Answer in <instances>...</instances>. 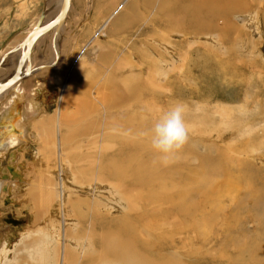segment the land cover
<instances>
[{
  "label": "rangeland",
  "instance_id": "1",
  "mask_svg": "<svg viewBox=\"0 0 264 264\" xmlns=\"http://www.w3.org/2000/svg\"><path fill=\"white\" fill-rule=\"evenodd\" d=\"M57 1L59 2V0ZM112 1L72 0L73 7L69 9L63 20V41H57L59 42L58 46L61 44L58 47L61 49L59 59L52 57L54 52L50 48L52 34V29H50L42 43L40 42L35 46L34 52H32V68L40 69L31 75H27L16 86L9 88L5 94H2L4 97L0 98V124L8 110L7 107L13 101L21 103L20 105L18 104L20 117L23 113L22 107L26 111L24 112V117H22V123L25 125L23 130L25 131L20 133L13 123V128L15 129L13 133L16 135L21 134L26 144L22 146L17 143L5 153L6 155L0 156V166H5L10 153L15 152V164L23 172V180L19 183L13 177L12 180L8 181L0 179V186H4L3 188L7 185L16 187V202H18L5 204L2 198L6 196V192H4L3 188H0V228L2 230L0 231V236L1 234L3 235L0 237V264H28V262L24 263L25 259L33 261L39 252L44 254L45 251L48 262L55 257L54 250H58L57 239L59 238L60 225L62 224L60 220L62 213L59 210L61 205L56 200H53L50 205L52 216H57L58 219H56V224L54 222L48 226L47 220L52 219V216L48 215V213H43L44 215L39 222H34L32 216L36 210L32 206L29 195V189L36 187L42 181L43 186H46L45 181H51L44 178L46 176H54V184L51 186V191L53 192L60 187L57 186L60 182L59 177H61V182L65 184L64 196L68 199L67 203L69 204V211L66 209L69 216V233L72 232L73 235L79 233V236L77 235L76 239L71 243L73 248L80 246L74 243L81 241L80 244H82L84 240L88 239L96 245L95 239L84 232L89 227L78 219L79 213H86L91 208V200L94 195L99 199L103 198L104 203L99 205L104 216V222L101 225L104 229L110 228L117 217L122 218L124 223H129L130 217L135 216L136 218L138 210L130 211L125 197H122V199L118 198L114 190L110 188L109 183L101 181L104 185H101L100 189L97 190L91 187L88 188L86 184L91 182H87L86 176L79 172L81 167L89 164V159L93 161V158L84 157L86 147L89 148L90 145L95 144H115L122 138H129L127 137L128 135L122 133L120 130L121 125L117 123L119 118H125L128 112L133 113L135 118V152L138 154H135V165L139 164L138 161H140V163L147 166L155 165L156 168H158V165H161V167L173 166L174 168L169 176L174 174L176 186H179V184L180 186L183 185L181 187L182 192L188 198L189 203L193 202L197 206L193 207V211L205 208L204 210L207 213L214 214L213 210L215 211L217 206L215 205L216 203L213 204L210 201L214 196L215 198L220 197V202L222 201L220 206H225L224 210H222L223 212L215 211V214L216 212L219 214L218 221L214 219L216 216L208 217L214 220V223L212 221L213 225L199 228V238L196 237L195 233L191 234L192 231L189 230L193 239H189L186 242L182 241V243L196 249L199 246L198 241L202 242L205 240L207 245L205 246L204 243L203 245L206 248L218 250V243H221L219 239L225 240L228 238V241H231L232 239L229 237L235 240L237 238V236H234L236 234L233 231H230L229 236L224 238L228 233V226L226 225L240 227L243 232L242 230L237 231L240 234L237 241L233 244L244 241L243 243L246 244L244 246L245 249L249 250L247 258L261 255L263 260L259 263L264 264V251L259 249L260 245H264V229L262 231L255 229L256 221L251 222L245 219L247 222H244V218L254 212L252 201L246 199V209L243 208L241 212L238 211L237 218L229 219L228 222H226L225 218H222L226 216V213L229 214L234 210L233 204L229 203L232 201V191H224L228 186H223L222 183L228 182L235 187L244 186L247 188L250 186H264V184L259 185L258 183L263 178V175L260 174L264 173V0H200L201 7L207 10L203 13L204 18L202 17L200 24L201 29L197 34L195 30L179 26L180 23L178 21H176L177 23L169 22L170 24H168L165 18L170 13L167 9L169 0H152V3L150 2L151 0H135L134 8L129 9V12L127 11L131 17H129L130 15L128 16L129 18L124 16L127 12L123 15L129 22H132L130 19L135 16V25L129 28L131 32H128L129 30L119 31L115 29L113 33L101 34L96 40L91 38L90 45L84 47L87 39L91 37V34H88L89 36L82 38L87 28L85 26L93 25V23L90 25L89 22L94 20V17H97L98 20V15L108 16L111 14L121 6L123 0H115L113 3ZM176 1L178 3L179 0ZM111 3L114 5L112 6ZM144 3L151 4L145 5ZM177 3L176 5H178ZM209 8H214L211 10L214 12V16L206 12ZM52 10H56V8L52 7L48 0H0V55L3 52L8 53L13 50L30 33L29 31L34 22L42 14H44L42 21L47 18L49 20L51 16H54L53 14L55 13ZM177 14L180 15L181 13ZM137 17L138 20H136ZM81 40H85V42L83 43ZM117 45H119V50L116 48ZM127 47H130V50H126ZM89 48L95 49L94 55L97 57L88 62L84 57L83 50ZM108 53L112 55V58L108 62L99 63V59L101 60V57ZM119 59L121 61L129 60V63L120 62L122 69L116 70L115 61H119ZM48 62H51L50 66H46ZM130 64H133L134 67L129 66ZM11 65L6 68L3 67L4 65L2 66L0 77L13 68ZM154 66L158 67V72L155 70V75H152L151 70L154 69ZM98 71L101 72V75L98 74ZM59 73L63 76L62 78H59V76L55 77ZM70 73L74 76V78L72 77L73 81L70 80L74 84L78 82L87 83L88 74L91 73L89 76L91 79L96 80L97 76H101L102 81L100 82H103L104 78L109 76L116 84H122L125 87L123 82H128V84L135 87V93L130 95L123 106L117 105L109 110H101L100 114H96V117H93L95 120L92 122L99 123L97 134H93L95 144L87 145L89 143L87 135L73 133L74 119H70V123L65 126L62 119L55 117L60 84L63 82L64 76H69ZM157 73L161 75V78H157ZM122 75L124 78H121ZM134 75L135 77H132L131 80H127L130 78L128 76ZM151 76H153V80H156L155 86L150 85L149 78ZM147 85L151 88H148ZM157 86L163 88H158ZM122 90L126 94L129 93L126 89ZM20 92L26 96L19 98L21 100H15V97H18L17 95ZM177 103L186 106L184 119L190 128V138L183 150L167 165H164L159 162L156 155L152 156L155 153L151 149L149 136L140 137L139 133H149L153 126L152 124L160 115ZM131 105L133 107H130ZM151 106L153 107L152 110ZM67 112L74 115L75 105L71 104L67 108ZM90 119V117L84 118L85 121ZM37 120L42 122L39 126L41 131H39V135L36 134L37 128L34 126L36 124L34 122ZM81 125L84 126L83 119ZM77 132H80V127ZM7 137L4 136V138ZM51 151L55 153L53 157L49 156ZM196 154H198V157ZM199 156H207L205 158L207 160H203ZM93 164L94 167L98 168L102 163L94 161L91 165ZM200 168L204 171H201ZM44 169L45 173L42 171ZM159 170L164 171L163 168ZM187 171H189V176ZM202 172H209L211 175L206 173L209 175L207 176ZM239 172L244 175L249 174L247 175L250 178L248 184H245V179L243 178L245 176L242 174L240 176ZM169 176L166 178H169ZM161 180L159 179L160 183ZM159 182L154 187H149L152 183L145 187L135 186V188L128 185V191L130 193L135 191V195L138 196L140 192H144L142 193L144 195H150L149 192L154 193L155 190L162 191L166 195L172 194L168 207L172 209L174 207L177 210L180 206V201L176 199L173 193L179 190L177 188L173 189V191L171 189L168 190V188H171L169 184L167 186L162 184L161 188L157 189L160 185ZM199 187L202 188L199 189ZM130 188L132 190H129ZM189 188L194 192L189 190ZM232 189L233 192H236L234 187ZM186 190H189V192H185ZM213 191H215L214 196L212 194L214 193ZM195 193H197V196ZM199 194H204L205 196L202 197ZM56 196L57 194L53 199H57L58 196ZM106 199L109 200L105 202ZM136 203L140 205L139 209L143 216H141L140 222H135V250L141 248V250L143 249V254L145 252L149 253L147 250H150L152 254L153 251H156V253L158 252L157 257L159 258L162 255L160 257L163 259L164 254L160 248L162 243L164 250L170 248L169 251H171L181 248V250H178V254L183 257L181 263L194 264L197 259L196 254L193 252V257L190 258L185 256L183 252H185L186 248L178 241L180 240L179 236H187L189 232H183L181 235L174 234L177 226L187 227L185 223H192L190 222L191 219L188 217L183 219L181 217L180 224L160 226L159 230L156 229V232L150 233L147 231L148 225L142 226L144 223H149L147 215L154 218L155 221H160V219L164 218L161 214L168 207L165 206L163 208L161 204L155 211H152L150 206L147 207L142 202L139 203V201H136ZM212 206H215V208ZM3 208L5 210H2ZM146 208H148L149 213ZM182 208L185 209L187 206L184 204ZM221 213H224V215ZM6 214L11 215V217ZM197 216L204 220L201 214ZM9 218L17 223L6 222L5 219ZM218 224L220 229L217 228ZM25 227L34 231L37 230V233L41 232L42 236L34 240L35 244L33 242L30 243V241L37 236V233L26 231ZM51 227L55 230L54 239L49 233L50 230L48 228ZM83 228L85 229L83 230ZM250 231L251 233H249ZM155 233L161 236L158 237L154 235ZM138 235L147 241V248L140 246ZM239 238L243 241L239 242ZM161 239H167L168 241L172 239L175 242L174 248L164 246V244L168 245V241H166L167 243L162 242ZM212 242L216 243V245H212ZM152 245L156 247L153 248ZM37 249L40 251L38 252ZM231 253V256L225 255L223 256L224 258L219 259L218 264H230L231 258H238L240 255L236 252ZM241 257L244 258V254L240 255ZM203 260L206 259L203 258ZM80 262L78 261L76 264Z\"/></svg>",
  "mask_w": 264,
  "mask_h": 264
},
{
  "label": "bare ground",
  "instance_id": "2",
  "mask_svg": "<svg viewBox=\"0 0 264 264\" xmlns=\"http://www.w3.org/2000/svg\"><path fill=\"white\" fill-rule=\"evenodd\" d=\"M65 1L66 0H59V2L58 1L56 2V0H48V3L50 5H52V7H55L57 10V11L52 10L55 13V14H53L54 16H51L50 17L51 19L49 18V20H47L48 19L47 18L46 19L47 21L46 20L42 21V18L44 16V14H42L39 17L40 22H39V25L37 26V28L34 29L38 20H36L34 22L31 30L29 31L30 34L29 35L27 34L26 37H24V39H22L19 42V44L16 47H14L13 50L9 51L8 53L3 52L1 54L2 56L0 55V69L2 68L3 65H4L3 67H5V68L10 67L11 63H12L11 66L13 67L9 70L8 73H6L5 75L3 74L0 77V98L1 99L3 96L2 94H5L9 88L16 86V84L19 83L25 77H27V75H31L32 73H35L37 70L40 69V68H37V69L32 68V63H33L32 62V52H34L33 49L35 46H37L40 42L42 43L44 37H46L48 35V32L50 29H52L50 48L54 52L52 57H56V59L57 58L59 59L61 49L58 47L61 44L58 46L59 42H57V41H59V40L63 41V32H62L63 20H64L66 14H68L69 9L71 7H73L72 0H69L65 14L61 18H58L57 16L60 14V11L63 9V5L65 4ZM114 1L115 0H113L112 3ZM199 1L200 0H179L177 3L176 0H169L168 5H167V9L169 10L170 13L168 12L169 14L167 15V17L165 16L166 17L165 19L168 21V24H170L169 22L177 23L176 21H178L180 23L179 26H182V27L187 28V29L190 28L192 30H195V32L197 34V32L201 29L200 24L202 22V17L204 16L203 13L205 12V10H207V9H204L203 7H201ZM201 1H204V0H201ZM219 1H221V0H219ZM150 2L152 3V0ZM151 3H144V4L150 5ZM176 3L178 5H176ZM135 4H136L135 0H123L121 3V6L118 9H116L115 11H113L111 14H109L108 16L102 15V14L98 15V20H97V17H94V20H91L89 22L90 25H91V23H93V25H91V26H94V27H92V28H94L93 31H92L91 26H85L87 28H86L82 38L83 39L86 38L87 36H89L88 34H91V37H90V39H87L86 42H85V40H81V41H83V43L84 42L86 43L84 45V47H87L90 45L91 38L93 40H96L97 37L98 36L100 37L101 34L107 35L108 32L113 33V30H115V29L119 30V31H126V30H129V28L133 27L135 25V22H134L135 16H133V19H130V20H132V22H129L126 18L131 17L130 14H129L130 16L128 15V12H129L128 10L133 9ZM113 5L114 4H112V6ZM159 7H161V6H159ZM158 9H160V8H158ZM212 9H214V8H212ZM212 9L209 8L208 11H206V12L211 13L214 16V12L211 11ZM233 9H235V8L233 7ZM46 10H47V7H46ZM230 10H232V9H230ZM162 11H164V10H162ZM45 12H47V11H45ZM126 12H127V14L124 15ZM177 13H181V14L179 15ZM215 13H216V11H215ZM123 15L126 16V18ZM160 15H162V14H160ZM136 20H138V17L136 18ZM164 23H165V21H164ZM40 27H42V28H40ZM85 27H84V29H85ZM189 31H191V30H189ZM128 32H131V31L129 30ZM161 40H162V38H161ZM97 46H98V44H97ZM116 48L119 50V45H117ZM89 49L83 50L84 57L87 59L88 62L94 60L97 57V56L95 57V55H94L95 49H93V48H91L90 50ZM126 50H130V47H127ZM131 51H133V50H131ZM133 53H135V52L133 51ZM157 55L159 56V54H157ZM155 57H156V55H155ZM162 57H163V55H162ZM101 58H102L101 60L99 59V63L108 62L112 58V55H110L108 53V54L103 55V57H101ZM124 59L127 60L126 58H124ZM125 60H123V61H121L120 59H119V61L116 60L115 61V64H116L115 69L116 70L122 69L120 66V62L129 63V60L128 61H125ZM50 63L51 62L46 63V66H50L49 65ZM148 64H149V62H148ZM51 66H52V64H51ZM129 66L134 67L133 64H130ZM54 67H55V65H54ZM153 68L154 69L151 70L152 75H155L154 71L156 70L158 72V67L154 66ZM90 74L91 73L88 74V80H87L88 82L87 83L78 82L76 84H74V82H71V81H73V78H74L73 74L70 73L69 76L68 75L66 77L64 76L63 82L60 84L59 98H58L56 112H55V117L62 119V122L65 126L70 123V119L71 120L74 119V132L73 131L72 132L74 134L87 135V137L89 139V143H87V145H90L91 143L95 144L93 141L95 139L93 134L94 133L97 134V131L99 129L98 128L99 123H97V122L93 123L92 122L95 120V119H93V117H96L95 116L96 114H100L101 110H104V109L109 110L110 108L112 109V108H114V106H117V105L123 106L124 102L127 101V99L130 97V95H133L135 93V87L128 84V82L122 81L123 84H125V87H124V85H122V84L121 85H119L118 83L116 84V82L112 81L113 79L109 76L107 78H104L103 82H100V81H102L101 76H97V78L95 80V79H91L89 77ZM98 74L101 75V72L98 71ZM57 76H59V78L63 77V76H61V73H59V75H56L55 77H57ZM2 77H4V78H2ZM128 77H130L127 79L129 81L132 79V77H135V75L134 76H128ZM121 78H124V76L122 75ZM152 78H153V76H151L149 78L150 79L149 81L151 82L150 85L155 86L156 84H154V83L156 80H153ZM157 78L158 79L161 78V75L159 73H157ZM146 81H148V80H146ZM159 87L163 88L161 86H159ZM148 88H151V87L148 86ZM122 89H126L129 92L128 93L129 95L126 94ZM155 92H156V90H155ZM131 101H130V103H131ZM18 104L20 105L21 103L13 101L10 104V106L7 107L8 110L4 114L3 119L1 120V124H0V138H3L4 136L7 137L9 135H10V137L14 136V135H11V134H15V133H13L15 131V129L13 128V123H14V126L16 127V129L18 131H20V133H21V131L22 132L25 131V130H23L24 129L23 126L25 127V125L20 121L21 117L18 114L19 111H18V113H17V111L14 112L15 110H17L19 108ZM71 104L73 106L75 105L74 115H73V113L69 114L67 112V108ZM76 107H77V109H76ZM130 107H133V106L131 105ZM152 108L153 107L151 106V110H152ZM161 108H162V106H161ZM155 111H157V110H155ZM24 112H26V111H24ZM76 116L78 117V119ZM133 116H134L133 113L128 112V114L126 115L125 118H119V121L117 122L118 125H121L120 130L122 131V133L125 135H128L127 137H129V138H126V137L122 138L118 143H115V144H111V143H106V144H101V145L95 144L92 146L90 145L89 148H87L85 146L86 148L84 150V153H85L84 157H86L88 159L93 158V161H91L92 159H89L91 163L94 161H96V162L98 161V163H100V164L102 163V164L97 168V167H94V164L91 165V163L89 162V164H86L84 167H81L79 169V172L82 175L86 176V178L88 179L87 182H91V183L86 184V186L88 188L91 187V188H94V190H97V189H100L101 185H104L101 181L109 183L110 188H112L114 190V192L116 193V196L118 198L122 199V197H125V199L127 200V206H128L130 211L138 210L136 212V218H135V216L130 217L129 223H124V222H122V218L117 217L113 221L114 224L110 228L104 229L101 226L104 222V216L100 210V205H99L101 203H104L102 200L103 198L100 196L101 198L99 199L96 195H94V198L91 200V202H92L91 208H89L86 211V213H79L78 219H79V221H81L82 223H85V225L89 227L84 232H86L88 235H91L95 239L96 245H94L92 243V241L88 239L86 241L84 240V242H82V244H80L81 241H79V243H74V244H77L80 246L73 248L71 243L74 239H76L77 235L79 236V233H77L75 235H73L72 232L69 233V228H68V217L69 216H68V212H67V210L69 209V204L67 203L68 199L64 196V185L65 184L63 182H61V177H59L60 182L57 186H60V187H58L53 192V191H51V186L54 184V178H53L54 176L53 175H50L48 177L46 176L44 178L51 180V181H45L46 186H43V184H42L43 181H42L36 187L29 189L30 200L32 202V206H33L34 210H36L34 215L32 216V220L34 222H39V220L44 215L43 213H48V215L50 214L52 216L51 211H50L51 203L53 202V200H56L57 202L60 203L61 208L59 207V210L62 213L61 219H60L62 224L60 225L61 231L59 233V238L57 239L58 250H54V256L55 257L53 258V260L51 259V261L48 262L47 257L45 255L46 251L44 252V254H42L43 252H39L40 250L38 251V249H37V251L39 253L35 257V259L33 261L25 259L24 263L28 262V264H76L78 261H81L79 264H185L184 262L181 263L182 262L181 259L183 257H181L178 254V250H181V248H177V249H174L171 251H169L170 248H168V250H164L161 241H160V243H161L160 248L164 254L163 259H161V257H160L162 255H160L159 258L157 257L158 252L156 253V251L155 252L153 251V254H152L150 252V250H147L149 253L145 252L143 254L142 253L143 249L141 250V248H140L138 250H135V222L136 223L140 222L141 216H143L141 210L139 209L140 205H137L136 201H139V203L142 202V204H144L147 207L150 206L152 211H155L158 208V206L161 204H162L163 208L165 206L168 207L170 205L169 201H171L170 197H172V194L166 195V194H163L162 191L155 190L154 193L149 192L150 195H144V194H142L144 192H140V190H139L140 194L138 196V195H135V191H131V193H130L128 191V187L129 186H131L133 188H135V186H139V187L144 186L145 187L146 185H148L150 183H152V185L149 187H154V185L159 182V179L160 180L162 179L161 183L159 182L160 185L158 184L159 188H157V189H160L162 184H164L165 186H167L169 184L171 188H168V190L171 189L173 191V189H176V188H177V190H179V191L175 190L176 192L173 193V194H175L176 199H178L180 201L179 208L177 206V208L179 210L178 209L176 210L174 207H173V209L170 207L164 209V212L161 214V216H163L164 218H162V220L160 219V221H155L154 218H151L150 216L147 215V218L149 219V223H144V224H142V226L148 225L147 231L150 233L156 232V229L159 230L160 226H167L169 224L171 225V224H176V223L180 224L181 223V221H180L181 217L183 219H184V217H188L189 219H191L190 222H192V223H185L187 227H184L183 224H181L183 227H181L180 225L177 226V230H174V234H180L181 235V233L189 232V230H191L192 231L191 234L195 233L197 235L196 237L199 238L200 237L199 228H203V227H206L209 225H213L212 221L214 223V220H211L210 218L213 216H216V218L214 217V219L217 220L219 214L217 212L215 214V211L220 212V211L224 210L225 206H220V203L222 201L220 202L221 199L219 196H218L219 198H215V196H214L215 191H213L214 193H212V192H210V193H212L214 197L211 198L210 201L213 202V204L216 203L215 205L217 206L216 207L217 209L215 208V206H212L213 208H215V211L213 210L215 215L207 213L206 210H204L205 208L204 209H197V210L194 209L195 211H193V207H197V206L193 202L189 203L188 198L182 192L183 190L181 187L183 185L180 186V184H179V186H176L174 174L169 176V174L172 173L171 170L174 168L173 166L172 167H170V166L161 167V165H158V168H156L155 165L147 166V165L140 163V161H138L139 164L135 165L136 164L135 163V154H137V153L135 152V118ZM87 117H90L91 119L89 121H85L84 118H87ZM120 117H123V116H120ZM82 119L84 121V126L81 125ZM4 121L6 122V124H4ZM37 121L34 122V123H36L34 126H35V128H37L36 134L39 135L38 134L40 131L39 126L42 124V122H40V121L37 122ZM7 123H8V125H7ZM150 124H151V121H150ZM79 127H80V132H77ZM26 129H27V127H26ZM27 131H28V129H27ZM103 136H105V135H103ZM15 137H17V138L19 137V138L13 139L14 137L13 138L11 137V139H10L11 141L6 139L7 142H5L4 140L1 139L2 141H0V144L1 145L4 144V146L0 145V156H2L7 151H9L17 143H19L22 146L24 144H26V143H24L25 141H24L23 136H21V134L20 135L15 134ZM112 138H113V136H112ZM108 149H111V150H108ZM54 155H55L54 152H52V151L49 152L50 157H53ZM154 155L155 154H153L152 156H154ZM196 156L198 157V154H196ZM15 157H16L15 152H11L9 157H8L9 162H11V163L7 164L5 169H3L4 166H2L0 168V179H5V181L6 180L8 181V180H12V177H13V178H15V180L18 183L23 180V172L15 164V160H14ZM199 157L203 158V160L205 158H207V156H205V157L199 156ZM58 158H59V156H58ZM205 160H207V159H205ZM8 166L12 167L14 175L8 171V169H7ZM161 168L164 169L163 172L159 170ZM176 168H177V166H176ZM201 168H203V167L201 166ZM201 168H200V170H201ZM249 168L251 169V167H249ZM210 170H212V169H210ZM258 170H259V168H258ZM42 171H44V173H45V169ZM201 171H204V170H201ZM214 171H216V170H214ZM251 171L253 172V170H251ZM188 172L189 171H187V174H188ZM216 172H218V171H216ZM260 172H261V170H260ZM204 173L210 174L209 172H204ZM241 174L239 172L240 176H242V175L245 176V177H243L245 179V184H248L250 178L247 175H249V174H246V175H244V174L241 175ZM3 175H5V176L3 177ZM189 175L190 174H188V176ZM260 175H263V178L261 180H259L258 183H259V185H262V184H264V173L260 174ZM43 176H45V175H43ZM167 176H169V178H166ZM207 176H209V175H207ZM56 179H57V177H56ZM55 182H56V180H55ZM188 182L190 183V181H188ZM0 183H1V181H0ZM222 185L226 186V187L228 186L227 188L224 189V191H229V192L232 191L231 192L232 193V201L229 203L233 204V209H234L229 214L226 213L225 214L226 216L225 217L223 216L222 218H225L226 222H228L229 219L237 218V216H238L237 212L238 211L241 212V210H243V208L246 209L245 208V206L247 205L246 199H250L252 201L251 203H252V208H253L254 212H252L253 214H251L250 216L248 215L247 217H245L244 222L246 223L247 222L246 220L251 221V222L256 221V224H255L256 228L255 229H257L258 231H262V229H264V202H263L264 201V186L263 187L250 186L248 188L244 187V186L235 187V186H232V184L228 183V182L222 183ZM222 185H220V186H222ZM209 186H211V185H209ZM3 187L4 186H0L1 189ZM233 187H234V190L236 192H233V189H232ZM200 188H202V187H199V189ZM210 189H212V188H210ZM3 190H4V192H6L5 195H7L9 198V201H8L9 203H7V204L18 203V202H16V198H17L16 192L17 191H16V187H14V185H7V186H5V188H3ZM129 190H132V189L130 188ZM189 190L194 192L191 188H189ZM189 190H186L185 192H189ZM220 190H222V189H220ZM56 194H57L58 198L53 199V197L55 198ZM195 194L197 196V193H195ZM207 195H208V192H207ZM199 196L204 197L205 195L199 194ZM4 198H5V196L2 199L4 200ZM108 200L106 199L105 202H107ZM210 201H208V202L210 203ZM114 203H115V201H114ZM207 203H205V204H207ZM184 204L187 206L188 209L182 208ZM210 207H211V205H210ZM2 210H5V209L3 208ZM146 210L149 213L148 208H146ZM161 210H163V209H161ZM197 213L201 214V216H203L204 220L201 219L200 217H198ZM6 215L8 217H11V215H9V214H6ZM222 215H224V213ZM208 217H210V218H208ZM56 219H57V216H52L51 220L48 219L47 220L48 226L52 225L54 222L56 224ZM186 222H188V221L186 220ZM226 226H228V233L224 238H227L229 236L230 231L235 232L236 235H234V236H237V238L239 237L240 233L237 231L242 230L240 227H234V226L230 227V225H228V224ZM51 228H48L50 230L49 233H51L50 235L52 236V239H54L55 230L53 227H51ZM217 228L220 229L219 224H218ZM84 229L85 228H83V230ZM25 230L30 231L31 233L32 232L33 233L38 232L37 230L34 231V230L29 229L27 227H25ZM0 231H2L1 228H0ZM242 232H243V230H242ZM249 233H251V231ZM154 235H156L158 237L161 236L157 233H155ZM183 235H185V234H183ZM1 236H3V235L1 234ZM39 236H42L41 232L37 233V236H35L30 241V243L33 242V244H35L34 240L37 239ZM47 236H46V238L49 237V236L48 237ZM87 237H89V236H87ZM137 237H139L140 246L143 248H147L148 247L147 241L140 238L139 235ZM187 237H188V239L185 240V238H187ZM229 238H231L232 240L228 241V238L225 240L219 239V241L221 242L220 243L221 245L218 243V246H219L218 250L213 249V248L212 249L206 248L205 246L207 244H206L205 240H203L202 242L199 240L198 241L199 246L196 249L190 248L189 247L190 245L183 244L182 241L186 242V241H189V239H193L192 235L190 236V232H189V235H187V236H179L180 240H178V241H180L182 243V246H184V248H186L185 252H183V253H185V256L190 258V257H193L194 253L196 254L197 259L194 261V264H218L219 259H221L225 255L229 257L231 252L232 253L236 252V253H238V255L244 254V258H242V257L240 258V255L238 258L237 257L231 258L230 264H251V263L258 264L259 262H261L263 260L261 255L260 256L258 255L257 257L247 258V252L249 250L245 249L244 246L246 244L243 243L244 241L239 238V242L241 240L243 242L235 243V245H234L233 243L235 241H237V238H236V240L233 239L232 237H229ZM158 239H160V238H158ZM163 241L166 242L168 240L167 239L162 240V242ZM208 241H209V239H208ZM43 242H45V241H43ZM203 243L205 244V246L203 245ZM211 244L216 245V243H213V242ZM236 244H238V246H236ZM158 245H159V243H158ZM152 246H153V248L156 247L154 245H152ZM164 246H167V247L171 246V248H174L175 242L171 239L168 241V245L164 244ZM259 249L261 251L262 250L264 251V245H260ZM155 253H156V255H154ZM180 254H182V253H180ZM35 255H36V252H35ZM152 255H154V256H152ZM203 258H205L206 260H203ZM209 258L212 260H210ZM227 259H229V258H227ZM221 262H222V260H221Z\"/></svg>",
  "mask_w": 264,
  "mask_h": 264
},
{
  "label": "clouds",
  "instance_id": "3",
  "mask_svg": "<svg viewBox=\"0 0 264 264\" xmlns=\"http://www.w3.org/2000/svg\"><path fill=\"white\" fill-rule=\"evenodd\" d=\"M185 112L186 106L177 103L160 115L149 133H139L140 137L149 136L151 149L164 165L173 160L189 141L190 128L184 119Z\"/></svg>",
  "mask_w": 264,
  "mask_h": 264
},
{
  "label": "water",
  "instance_id": "4",
  "mask_svg": "<svg viewBox=\"0 0 264 264\" xmlns=\"http://www.w3.org/2000/svg\"><path fill=\"white\" fill-rule=\"evenodd\" d=\"M68 2H69V0H66V1H65V4L63 5V9L60 11V14L57 16L58 18H61V17L65 14L66 9H67ZM39 22H40V18L38 19V21H37V23H36L34 29L37 28V26L39 25ZM49 24H50V23H49ZM53 24H54V23H53ZM53 24H52V25H53ZM45 26H46V25H45ZM42 27H43V26H42ZM42 27H40V28H42ZM29 34H30V33H28V35H29ZM31 35H32V34H31ZM7 169H8V171H9L11 174L14 175V172H13V170H12V167H9V166H8ZM4 176H5V175H3V177H4ZM8 201H9V198H8V196L6 195L5 198H4V203L7 204V203H9ZM5 221H6V222H10V223H12V224L17 223L16 221H14V220H10V219H5Z\"/></svg>",
  "mask_w": 264,
  "mask_h": 264
},
{
  "label": "crops",
  "instance_id": "5",
  "mask_svg": "<svg viewBox=\"0 0 264 264\" xmlns=\"http://www.w3.org/2000/svg\"><path fill=\"white\" fill-rule=\"evenodd\" d=\"M17 92H19V91H17ZM40 92V91H39ZM18 97H15V100H21V99H19V98H24V96H26L24 93H22V92H20V94L19 95H17ZM20 96V97H19ZM22 110H23V113H22V116H21V118H20V121L22 122V117H24V111H25V109H24V107H22ZM17 111V113H18V111H19V109L18 110H16ZM16 111H14V112H16ZM20 112V111H19ZM19 114V113H18ZM16 115V114H15ZM11 120V119H10ZM4 124H6V122L4 121ZM7 125H8V123H7ZM11 134V133H10ZM11 135H14V136H11L13 139H18L17 137H15V134H11ZM11 137H10V135L8 136V138H0V141H2V140H4L5 142H7L6 141V139H9V141H11L10 139H11ZM2 139V140H1ZM4 142V143H5ZM3 144V143H2ZM6 144V143H5ZM1 145V144H0ZM1 146H4V144L3 145H1ZM4 155V154H3ZM2 155V156H3ZM11 162H9V159L7 160V162H6V165L4 166V168L3 169H5L6 168V166H7V164H10ZM2 166H0V168H1Z\"/></svg>",
  "mask_w": 264,
  "mask_h": 264
}]
</instances>
